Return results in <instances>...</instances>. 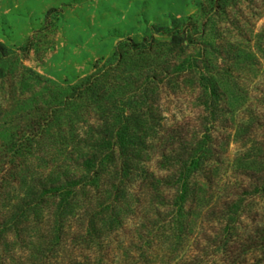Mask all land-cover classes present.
Listing matches in <instances>:
<instances>
[{"label": "trees", "instance_id": "obj_1", "mask_svg": "<svg viewBox=\"0 0 264 264\" xmlns=\"http://www.w3.org/2000/svg\"><path fill=\"white\" fill-rule=\"evenodd\" d=\"M223 7L207 0L204 11L212 18ZM206 28L190 16L160 30L165 39L121 40L107 63L66 87L0 42V244L24 236L35 262L113 264L124 248L109 239L134 217L142 220L128 241V264H264V223L240 231L248 201L264 197V177L250 174L211 205L222 178L211 137L195 135L178 148L159 137L155 106L165 88L186 85L205 113L225 112L221 95L231 81L213 66ZM157 138L161 167L171 170L165 176L143 166ZM50 201V226L40 235ZM205 221L218 227L199 232ZM252 252L260 256L248 262Z\"/></svg>", "mask_w": 264, "mask_h": 264}, {"label": "rangeland", "instance_id": "obj_2", "mask_svg": "<svg viewBox=\"0 0 264 264\" xmlns=\"http://www.w3.org/2000/svg\"><path fill=\"white\" fill-rule=\"evenodd\" d=\"M206 5L207 0H0V42L18 54L26 68L66 87L107 63L121 40L138 41L145 36L165 39L160 30L190 16L207 23L213 66L225 82L231 81L221 95L225 112L205 113L197 91L186 85L165 88L155 107L162 130L159 137L165 136V144L176 142L178 148L195 135L211 137L213 148L219 152L218 174L222 175L220 189L213 199H207L213 205L234 183L250 182V174L264 177V0H223L224 10L212 18L204 11ZM90 118L93 120V115ZM77 127L86 129L80 122ZM150 148L143 166L159 176L169 174L167 166L161 167L159 138ZM137 190L134 186L132 191ZM53 212L50 201L42 214L40 235L48 230ZM141 220L130 217L123 233L109 239L112 247L124 248L110 257L113 264L130 262L128 256L133 249L128 251V241ZM242 221L240 231L264 223V197L248 201ZM192 222L199 225L194 216ZM78 224L77 217L71 220L72 230ZM217 227L205 221L198 230L211 232ZM69 246L63 249L64 257L70 252ZM34 250L24 236L17 239L10 235L0 244V264H55L49 259L35 262ZM259 256L249 253L248 262Z\"/></svg>", "mask_w": 264, "mask_h": 264}]
</instances>
